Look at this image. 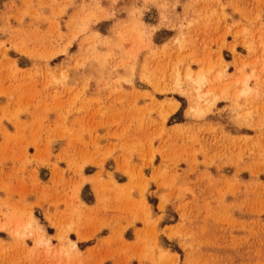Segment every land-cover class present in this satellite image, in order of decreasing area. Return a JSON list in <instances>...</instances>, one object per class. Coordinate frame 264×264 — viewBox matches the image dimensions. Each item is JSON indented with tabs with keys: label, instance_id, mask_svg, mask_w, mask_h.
Segmentation results:
<instances>
[{
	"label": "rangeland",
	"instance_id": "rangeland-1",
	"mask_svg": "<svg viewBox=\"0 0 264 264\" xmlns=\"http://www.w3.org/2000/svg\"><path fill=\"white\" fill-rule=\"evenodd\" d=\"M0 264H264V0H0Z\"/></svg>",
	"mask_w": 264,
	"mask_h": 264
},
{
	"label": "bare ground",
	"instance_id": "bare-ground-1",
	"mask_svg": "<svg viewBox=\"0 0 264 264\" xmlns=\"http://www.w3.org/2000/svg\"><path fill=\"white\" fill-rule=\"evenodd\" d=\"M190 74V73H189ZM188 74V75H189ZM196 84L199 86V87H201L205 82H206V78L204 77V75H203V73L201 72V73H199L198 74V76L196 77ZM197 86V87H198ZM199 87L197 88V89H199ZM244 91H247V87H246V82H244ZM39 239H41V237L39 236ZM38 239V240H39Z\"/></svg>",
	"mask_w": 264,
	"mask_h": 264
}]
</instances>
